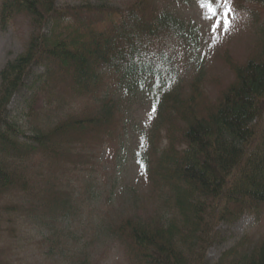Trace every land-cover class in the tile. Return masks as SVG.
I'll use <instances>...</instances> for the list:
<instances>
[{
    "label": "trees",
    "instance_id": "1",
    "mask_svg": "<svg viewBox=\"0 0 264 264\" xmlns=\"http://www.w3.org/2000/svg\"><path fill=\"white\" fill-rule=\"evenodd\" d=\"M245 1L264 9V0ZM0 15L25 16L31 29L24 52L0 73V220L40 208L66 215L71 196L59 176L84 163L87 150L122 141L124 97L148 90L145 193L109 227L128 263L264 264V236L209 257L222 244V225L264 216V41L243 63L231 62L235 79L213 102L200 81L188 92L162 87L174 74L171 44L187 34L163 0L125 7L3 0ZM32 81L38 86L28 102L27 133L11 121V108ZM75 100L88 107L63 117ZM6 256L1 251L0 264Z\"/></svg>",
    "mask_w": 264,
    "mask_h": 264
},
{
    "label": "rangeland",
    "instance_id": "2",
    "mask_svg": "<svg viewBox=\"0 0 264 264\" xmlns=\"http://www.w3.org/2000/svg\"><path fill=\"white\" fill-rule=\"evenodd\" d=\"M90 1L98 2L58 0V5L78 6ZM107 1L125 7L133 0ZM187 1L190 3L184 5L182 0H163V6L183 20L187 34L184 39L171 40L174 74L163 81L162 87L188 92L193 83L200 81L205 94L214 102L235 79L231 62L243 63L264 41V9L245 0H231V30L225 21L213 33V20L205 18L211 15L207 7H201L198 1ZM215 6L219 9L215 22L219 23L225 8L219 3ZM29 25L25 16L6 21L0 15V73L24 52L31 34ZM35 85L38 86L32 81L31 89L15 98L11 108V121L27 133L32 128L28 122V102ZM124 103L123 140L113 146L87 150L83 153L87 155L84 163L66 166V171L74 169L59 176L63 190L71 196L66 215L59 208H40L32 214L27 210L13 211L0 220V253L6 251L7 255L2 264H129L123 246L111 235L109 227L133 212L135 201L141 200L138 195L145 193L140 165L142 131L151 114L153 95L148 90H138L136 95L127 94ZM86 106L84 100H75L61 114H79ZM133 195L136 199H132ZM9 228L14 232H8ZM220 234L222 244L209 252L211 259L245 237L262 239L264 216L248 215L233 225H222Z\"/></svg>",
    "mask_w": 264,
    "mask_h": 264
},
{
    "label": "snow or ice",
    "instance_id": "3",
    "mask_svg": "<svg viewBox=\"0 0 264 264\" xmlns=\"http://www.w3.org/2000/svg\"><path fill=\"white\" fill-rule=\"evenodd\" d=\"M198 3L201 4V7H207L208 11L211 13V15L206 16V19L213 20V27L212 31L215 33L217 30H219L225 21L228 23V30H231L232 23L229 19L231 13L233 12V8L231 6V0H198ZM216 3H219L221 7L225 8V11L223 12V18L219 23L215 22V16L219 13V9L216 8Z\"/></svg>",
    "mask_w": 264,
    "mask_h": 264
}]
</instances>
